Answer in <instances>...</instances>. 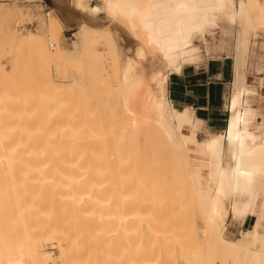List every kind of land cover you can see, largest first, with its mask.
<instances>
[{
	"label": "rangeland",
	"instance_id": "374dc122",
	"mask_svg": "<svg viewBox=\"0 0 264 264\" xmlns=\"http://www.w3.org/2000/svg\"><path fill=\"white\" fill-rule=\"evenodd\" d=\"M41 2L0 0V136L4 145L1 156L9 152L12 164L10 168V164L0 166V264L8 258H22V264H134L133 259L146 264H190L193 260L197 264H250L243 261V254L226 249L208 236L206 220L197 206L188 176L195 165L216 168L220 161L230 159L223 152L217 157L201 147L216 133L205 132L201 139L197 133L199 148L192 155L167 140L154 125L155 114L150 116L152 120L148 119L151 124L131 129L129 116L122 110L126 93L123 67L128 64L123 52H129L124 39L130 36L125 18L121 16L123 23L116 15L118 19L108 26L111 20L102 14L105 21L91 22L92 26L103 28L101 32L89 36L79 45L77 53L53 56L49 61L41 56L39 42L28 39L29 33L42 35L51 50L50 43L55 42L64 51L76 47L78 34L69 33L70 44L64 45L65 30L52 26L54 10L47 17V6ZM44 2L51 5L50 0ZM89 3L90 0L82 3L88 13L91 12ZM98 6L104 9L105 1L100 0ZM249 16L247 25L250 19L254 20L248 26L249 56L246 54L243 70L247 73L248 65L256 60L257 71L264 72L263 7L254 8ZM238 23L221 21L219 26L210 29L206 40L196 38L194 51L200 61L195 64L223 61L229 68L234 64L236 69L235 45L241 29ZM135 30L133 33L139 34L132 33L131 38L139 42L134 40L129 55L135 58L131 64H137H132L129 75L133 76L132 80L136 75L141 80L139 85L130 87V98L140 106L150 102L157 93L148 77L149 69L141 65L144 63L147 67L149 55H140L141 35ZM223 51L228 55H221ZM181 66V63L173 64L171 68L176 70ZM180 75L170 73L166 97L182 103L183 93L172 88ZM99 127L98 144H88L86 138L81 140L87 132H97ZM207 159L213 163H207ZM75 180L85 183L74 186ZM94 184L99 187L93 195L98 226L101 227L102 218L115 221L103 223L104 228L98 233L99 243L91 257L88 248L83 252L71 248L64 257L60 238L71 234L76 223L80 224L74 216L75 206L90 203L88 191ZM231 201L232 198H227L226 204ZM83 214V227L89 230L88 225L94 223L93 216L88 215L92 223ZM116 219H120L117 225ZM240 222L231 216L228 218L231 227ZM241 232L234 237L242 236ZM26 242L41 246L42 253L52 258H31ZM259 246L264 249L263 242Z\"/></svg>",
	"mask_w": 264,
	"mask_h": 264
},
{
	"label": "bare ground",
	"instance_id": "6f19581e",
	"mask_svg": "<svg viewBox=\"0 0 264 264\" xmlns=\"http://www.w3.org/2000/svg\"><path fill=\"white\" fill-rule=\"evenodd\" d=\"M54 1L57 6L59 5L60 9L64 11L67 10L72 20H76L72 24L69 23L70 25L67 27L69 29L77 28L78 40L75 42L76 47L71 49V51H64L57 46L55 42L50 43V46L53 47V50H51L41 37L42 35L29 33L27 36L30 41L36 40L39 42L38 48L41 56L52 61L53 56L58 58L71 52L77 53L80 49V44V46H82L89 36H93L95 35V32L103 29L91 25V22H100L103 20L101 13L108 17V19L110 18L111 22H107L108 26L114 19H118V16L116 17V15H119V17L122 16L129 24L127 25L122 17L119 19L124 21L123 23L126 24V27L128 26L126 32L130 35L124 39L126 44L125 49H129L128 51L130 52V47L134 40L136 41L135 43L139 42L137 41L138 39L133 40V37L131 38V35L133 36L135 33H133V31L138 29L141 35V41L139 43L141 46L138 44L140 46L139 49L141 48V50H139L140 55L143 56L145 55L144 53L149 55V58H147L149 63L147 67L144 63L141 65H144L146 69H149L150 75L148 77L151 79L150 81H152V85L156 91L155 93H157L155 98L150 102H143L140 106L135 100L130 98V87L134 84L139 85L141 78L140 80H137L136 77L138 75H136L135 79H131L133 76L131 77L129 75L131 74L129 71L133 69L132 64H137V62L131 64L130 61L133 59L134 55H129V52L127 53V50H125L123 54L128 57V60H126L128 61V64L125 68L123 67V80L126 85V87L124 85L123 90L125 89L126 93L124 100L122 101V110L129 116L130 127H132L131 129L138 130L141 127L147 126L148 123L151 124V121L148 122V119L152 120L150 116L155 114L156 118L155 120L153 119L155 121L154 125L163 132L167 140L173 142V144L181 150L189 152L192 155H195L197 152L196 142L193 138L192 132L193 110L176 100H170L166 97L167 80L171 72L182 73L185 65L195 64L200 61L194 51L196 38L203 37V39L206 40L210 29L219 26L221 21L240 23L241 29L240 32H238L239 39L237 40L238 42H236V44H238L235 45L237 46L235 54L236 79L233 88L230 123L228 128L226 127L224 133L209 136L204 141L206 152L217 157L223 152L234 161V166L226 168L218 163L216 164V168L207 165H195L188 171V176L191 180L192 189L196 195L197 206H200L204 214L208 236L215 238V240L222 244L226 249L243 254L244 262H250V264H264V249L258 248L260 243H264V235L262 236V232H264V196L260 197L258 192L259 188L264 190V142L257 131L248 128L250 110L246 107L243 108L242 99L243 94L254 92L252 88L248 87L247 79L245 78L243 70V64L246 63L245 44L247 33L249 31L248 26L253 22L252 20H254L253 18L250 19L251 17L249 14L251 10L253 11L254 8L259 6L264 9V0L254 1L253 6H249V2H252L253 0H104L106 6L104 9L96 5L95 7L89 8L91 10L90 13L85 10L86 7L83 8L82 6L84 0ZM75 9L79 13L78 16L74 14L76 11ZM53 10L54 14L51 19L53 25H51L55 26L58 30H62L61 25L63 26L64 24H60L59 22L61 15L58 13L57 9L53 8ZM62 10L61 12H63ZM1 12L2 8H0V13ZM248 16L251 20L249 25L246 23H249L247 20ZM255 19H259V17ZM118 21L115 22L117 23ZM107 23L105 25H107ZM119 23L121 22H118V24ZM120 25L124 26L122 23ZM112 30L119 32L115 29ZM122 30H124V28ZM138 34L139 33L136 35ZM120 38L122 39V37ZM146 48H151L152 50L150 49V51H148L149 49L146 50ZM137 50L138 48H136V51ZM136 51L135 53H138V51ZM126 56L124 59H127ZM136 56H139V54H136ZM141 59L144 62V57ZM133 60H135V58ZM179 63L182 65L180 68L176 70L171 68L173 64L178 66ZM137 67L138 66H136L135 69ZM142 75L144 76L143 73ZM147 98L148 97H145V99ZM100 128L101 127H99L97 132H87L85 137H81V140L86 138L85 140L88 144H98L101 134ZM95 138H97L98 141ZM3 148V137L1 135L0 166L1 163H5V165L10 164V168L12 166L11 157L8 156L10 153L4 152L1 156ZM208 162L213 163L207 159V163ZM83 183H85V181L80 182L75 180L72 184L76 186L79 184L82 185ZM248 187H251V190L248 198L245 200L243 209L241 211L234 209L232 216L243 221L248 215L253 214L256 216V222L253 228L243 231L242 236H240L239 239L232 240L225 236L227 219L229 215H231V209L226 204V199L230 196L228 194L245 192ZM98 191V184L91 185L88 191L91 196L90 203L86 206H75L74 216L83 218V213V216H93L92 219L94 223L91 217L88 216L90 218L87 217V220H90V222L92 221L93 223L91 226V223L89 222L88 230L83 227L85 216L83 219H76L75 217L76 220L81 221H79L80 224L76 223L71 234L63 235L60 238L61 254L64 257L68 255L71 248H75L79 252H83L88 248V255L91 257L99 243L98 233L100 228L103 230V223L111 219L115 221V219L109 217L102 218L101 227L98 226L97 202L93 201V195ZM116 207H118V205ZM112 213L109 215L114 216ZM138 215L141 214L138 212ZM136 217H138L137 214ZM116 220L117 225L120 219ZM81 223L83 225L79 226ZM116 231L117 229L115 227L114 232L116 233ZM25 245L29 247L27 254L31 258H35L36 260H40V257H43V260H46V257L52 258V256H45L42 253L41 246L34 247L31 246V244H28V242H26ZM2 262L3 261H1V263ZM4 262L2 264H22L23 261L22 258L17 260H11V258H8V260ZM43 262L45 263V261ZM193 262L195 261L193 260ZM193 262L190 264H193ZM133 263L146 264L140 259H133ZM194 264L197 263L195 262Z\"/></svg>",
	"mask_w": 264,
	"mask_h": 264
},
{
	"label": "crops",
	"instance_id": "0c3cea01",
	"mask_svg": "<svg viewBox=\"0 0 264 264\" xmlns=\"http://www.w3.org/2000/svg\"><path fill=\"white\" fill-rule=\"evenodd\" d=\"M99 1L100 0H90L89 4L91 7H95V5H99ZM50 2L51 5L49 8L57 9L58 13L61 15L59 22L60 24H64L63 26L61 25V29L65 30V36L62 42L64 45H69L71 38L69 33L72 31L77 32L78 30L77 28L69 29L67 26L76 20L70 18L67 10L64 11L60 9L59 5L57 6L52 0H50ZM61 10L63 12H61ZM74 14L78 16L79 13L76 10ZM102 14L103 13H101V15ZM248 43L249 41L247 38L245 44V54H247V56H249ZM223 48H227V44H225ZM221 55H228V53L223 51ZM255 61L256 60H254L253 65H248L247 73L244 70L248 87L252 88L254 92L243 94L242 99L243 108L246 107L250 110L248 128L257 131L264 142V72L257 71V62ZM178 78V80L175 79L172 88L181 91L184 95L181 100L182 104L190 106L191 109L193 108L195 111L196 116L193 111L192 132L193 138L196 142V151H198L199 140L197 138V133L198 137L201 139V136L205 132L216 133L210 135L214 136L220 134L219 132L224 133L226 127L228 128L230 123L229 120L231 118V105L236 70L234 69V64L232 68H229L227 65L223 64V61H209L207 64L202 63L199 65L187 64L184 66L182 73ZM201 147L206 152L204 142L201 144ZM233 163L234 161L232 159L219 162L221 166H225L226 168L233 167ZM250 190L251 187H248L245 192H236L229 196V198H232L231 204H228V207H231V215H229V217L231 216L235 221H241L239 224L231 227L230 224H228L227 219L225 236L229 239H239V237H234V235L241 231L243 232L247 229L253 228L255 225L256 216L253 214L248 215L243 221L232 216L234 212V204H236V208L241 211L245 205V200L248 198ZM258 192L260 197L264 196L263 189L259 188ZM259 247L260 246L258 245V248Z\"/></svg>",
	"mask_w": 264,
	"mask_h": 264
},
{
	"label": "built area",
	"instance_id": "2783aa9c",
	"mask_svg": "<svg viewBox=\"0 0 264 264\" xmlns=\"http://www.w3.org/2000/svg\"><path fill=\"white\" fill-rule=\"evenodd\" d=\"M43 5H44V3H45V5L47 6V8L45 9V15L47 16V17H49L50 15H51V9L49 8V6H48V4L46 3V2H44V0H43V2H41Z\"/></svg>",
	"mask_w": 264,
	"mask_h": 264
}]
</instances>
